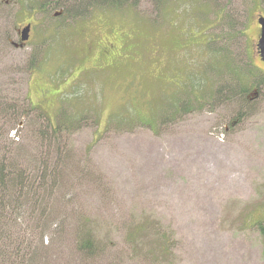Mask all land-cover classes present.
<instances>
[{
	"label": "rangeland",
	"instance_id": "rangeland-1",
	"mask_svg": "<svg viewBox=\"0 0 264 264\" xmlns=\"http://www.w3.org/2000/svg\"><path fill=\"white\" fill-rule=\"evenodd\" d=\"M40 1L0 0V148L58 181L15 211L6 263L264 264L262 0Z\"/></svg>",
	"mask_w": 264,
	"mask_h": 264
},
{
	"label": "trees",
	"instance_id": "trees-1",
	"mask_svg": "<svg viewBox=\"0 0 264 264\" xmlns=\"http://www.w3.org/2000/svg\"><path fill=\"white\" fill-rule=\"evenodd\" d=\"M262 3L264 5V0H262ZM37 6H33L32 10L38 9V11L43 13L55 9L61 10L63 16L77 20L88 17L95 10L134 8L139 6V2L137 0H41ZM59 15H61L60 12L55 13L54 16L60 17ZM61 133L59 127L51 128L50 135L52 138L60 140ZM42 135L50 136L48 132L46 134L42 133ZM2 144L5 143L0 141V146ZM3 149L4 152H1ZM4 153L5 148H0V264H7L6 258L12 256L9 252L10 247L6 244L16 243L15 241H19L22 237L19 233L13 232L19 220L15 211L20 210L25 204L31 206L32 203L38 202L40 197L37 194L42 189L45 191L44 188L48 187L49 182H52L51 188L55 186L58 181L55 171L59 169L58 159L51 164L47 157L48 154L46 153L45 155L44 152H41L42 162L40 163V168L43 171L41 178H39L40 181H38L30 178L27 172L21 169L20 164L18 168L17 164H9L7 155ZM52 167L54 169L51 173L53 172L54 174L48 175V170H51ZM34 190L35 194L31 195ZM47 216L48 212L43 210L38 221H43ZM258 231L262 234L264 240V218L259 220ZM91 243L90 240H87L85 246L91 249Z\"/></svg>",
	"mask_w": 264,
	"mask_h": 264
},
{
	"label": "water",
	"instance_id": "water-1",
	"mask_svg": "<svg viewBox=\"0 0 264 264\" xmlns=\"http://www.w3.org/2000/svg\"><path fill=\"white\" fill-rule=\"evenodd\" d=\"M258 25L260 28V34L258 38L259 41L256 47L259 52L260 61L264 63V16L261 15V17H259ZM31 30H32L31 26H27L26 29L21 33V39H22L21 42L23 44H25L30 40L29 38H30Z\"/></svg>",
	"mask_w": 264,
	"mask_h": 264
},
{
	"label": "flooded vegetation",
	"instance_id": "flooded-vegetation-1",
	"mask_svg": "<svg viewBox=\"0 0 264 264\" xmlns=\"http://www.w3.org/2000/svg\"><path fill=\"white\" fill-rule=\"evenodd\" d=\"M30 41H31V39L28 42H30ZM28 42H26V43H28ZM99 45L102 46V48H103L102 55L104 57L108 58V57H111V55L115 54V47H114V45L112 43L110 44V43L103 42V41L100 40V44ZM256 50H257V47H256ZM258 55H259V52H258ZM41 95L43 96V94H41Z\"/></svg>",
	"mask_w": 264,
	"mask_h": 264
}]
</instances>
